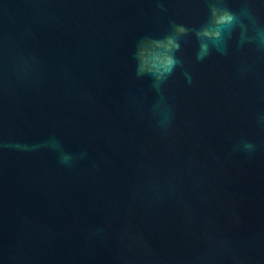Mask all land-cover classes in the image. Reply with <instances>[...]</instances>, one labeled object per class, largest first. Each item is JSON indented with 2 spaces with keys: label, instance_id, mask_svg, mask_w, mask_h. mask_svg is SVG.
<instances>
[{
  "label": "water",
  "instance_id": "1",
  "mask_svg": "<svg viewBox=\"0 0 264 264\" xmlns=\"http://www.w3.org/2000/svg\"><path fill=\"white\" fill-rule=\"evenodd\" d=\"M207 14L204 0H0V264H264V58L197 61L184 43L167 131L136 76L137 41Z\"/></svg>",
  "mask_w": 264,
  "mask_h": 264
},
{
  "label": "clouds",
  "instance_id": "2",
  "mask_svg": "<svg viewBox=\"0 0 264 264\" xmlns=\"http://www.w3.org/2000/svg\"><path fill=\"white\" fill-rule=\"evenodd\" d=\"M204 3L208 14L198 26L189 27L170 21L169 29L163 35H147L137 41L133 53L137 78L150 79L158 94V100L150 110V118L163 131H167L174 120L173 106L164 93L176 70L184 67V43L195 41L197 61H203L213 53L227 56L232 50L239 52L246 47L264 58V17L260 11L264 4L259 0H239V6L233 8L230 0H204ZM183 74L191 84V73L185 70ZM255 149L253 143L243 142L246 153L251 154ZM71 160L67 154L61 157L65 164Z\"/></svg>",
  "mask_w": 264,
  "mask_h": 264
}]
</instances>
